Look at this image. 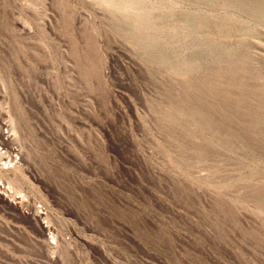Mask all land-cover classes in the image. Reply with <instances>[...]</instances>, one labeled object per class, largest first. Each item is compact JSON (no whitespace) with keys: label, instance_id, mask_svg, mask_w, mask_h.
Masks as SVG:
<instances>
[{"label":"rangeland","instance_id":"obj_1","mask_svg":"<svg viewBox=\"0 0 264 264\" xmlns=\"http://www.w3.org/2000/svg\"><path fill=\"white\" fill-rule=\"evenodd\" d=\"M259 1L0 0V264H264Z\"/></svg>","mask_w":264,"mask_h":264},{"label":"bare ground","instance_id":"obj_2","mask_svg":"<svg viewBox=\"0 0 264 264\" xmlns=\"http://www.w3.org/2000/svg\"><path fill=\"white\" fill-rule=\"evenodd\" d=\"M223 1H224V0H223ZM225 1H226V0H225ZM232 1L234 2V0H232ZM237 1L240 2V0H237ZM256 1H257V0H256ZM242 2H243V1H241L240 3H242ZM244 2H245V1H244ZM246 2H247V1H246ZM254 2H255V0H254ZM259 2H261V3H260V12L264 14V0H260ZM247 3H248V2H247ZM247 3H246V4H247ZM249 3H250V2H249ZM234 4H235V2H234ZM237 4H238V3H237ZM237 4H235L236 7H237ZM242 4H243V3H242ZM225 5H226V4H225ZM254 5H256V4H254ZM257 5H258V4H257ZM257 5H256V6H257ZM233 6H234V5H233ZM233 6H232V7H233ZM244 6H245V4H244ZM244 6H243V7H244ZM248 6H249V5H248ZM236 7H235V8H236ZM237 8H238V7H237ZM246 8H247V7H245V9H246ZM257 9H258V8H257ZM235 11H236V10H235ZM246 11H247V10H246ZM248 11H249V10H248ZM253 11H254V10H253ZM238 12H239V11H238ZM243 13H244V12H243ZM248 13H249V12H248ZM251 13H252V11H251ZM256 13H258V12H256ZM252 14H253V13H252ZM252 14H250V15L248 14V15L251 16ZM259 15H260V14H259ZM256 16H257V14H256ZM260 16H261V15H260ZM251 17H252V16H251ZM263 17H264V16H263ZM243 56H244V55H243ZM245 59H246V58H245ZM233 73H234V72H233ZM230 74H231V73H230ZM236 75H237V74H236ZM231 108H232V107H231ZM257 119H259V117H258ZM257 119L255 120L256 122L258 121ZM243 121H244V120H243ZM244 122H245V121H244ZM248 123H250V122H248ZM251 134H252V133H251ZM257 135H258V134H257ZM259 148H260V147H259Z\"/></svg>","mask_w":264,"mask_h":264}]
</instances>
